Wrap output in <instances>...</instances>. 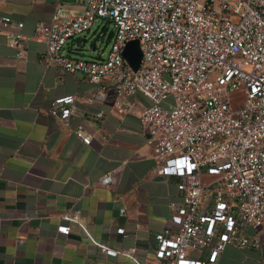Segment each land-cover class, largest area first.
I'll return each mask as SVG.
<instances>
[{
	"label": "built area",
	"instance_id": "obj_1",
	"mask_svg": "<svg viewBox=\"0 0 264 264\" xmlns=\"http://www.w3.org/2000/svg\"><path fill=\"white\" fill-rule=\"evenodd\" d=\"M0 24L9 27L7 42L18 57L35 38L46 42L48 63L84 72L97 86L89 101L115 89L122 97L116 109L124 113L134 104L126 96L141 91L151 99L141 119L157 172L177 177L182 194L156 233L157 264H216L228 245L264 248V0H55L51 19L32 35L9 15L0 14ZM91 32L97 51L87 57L77 39ZM132 38L143 49L137 70L123 54ZM76 98L56 97L51 113L67 124ZM74 132L91 144L83 125ZM120 168L100 182L112 184ZM64 217L85 228L80 209ZM95 242L143 264L134 246Z\"/></svg>",
	"mask_w": 264,
	"mask_h": 264
},
{
	"label": "crops",
	"instance_id": "obj_2",
	"mask_svg": "<svg viewBox=\"0 0 264 264\" xmlns=\"http://www.w3.org/2000/svg\"><path fill=\"white\" fill-rule=\"evenodd\" d=\"M54 10L55 0H0V14L24 21L28 35ZM8 29L0 24V264H133L131 256L108 253L95 240L119 250L134 246L143 264H157L156 233L182 194L177 177L157 172L141 119L151 99L141 91L126 96L134 104L124 113L116 109L122 97L115 89L89 101L97 86L84 72L48 63L46 42L35 38L26 41V57H18ZM77 40L85 47L88 36ZM94 40L90 55L97 51ZM69 94L77 97V111L66 124L50 108ZM80 124L93 135L91 144L75 134ZM116 166L115 181L102 184L100 177ZM74 208L85 228L64 217ZM62 223L69 233L58 230ZM263 259V249L228 245L216 264Z\"/></svg>",
	"mask_w": 264,
	"mask_h": 264
},
{
	"label": "water",
	"instance_id": "obj_3",
	"mask_svg": "<svg viewBox=\"0 0 264 264\" xmlns=\"http://www.w3.org/2000/svg\"><path fill=\"white\" fill-rule=\"evenodd\" d=\"M123 54L134 69H138L143 59V49L139 38L128 40L123 49ZM264 251V248H263Z\"/></svg>",
	"mask_w": 264,
	"mask_h": 264
},
{
	"label": "rangeland",
	"instance_id": "obj_4",
	"mask_svg": "<svg viewBox=\"0 0 264 264\" xmlns=\"http://www.w3.org/2000/svg\"><path fill=\"white\" fill-rule=\"evenodd\" d=\"M94 38H95V34L93 32L88 34V40H87V43L85 44V47H83V49H82L83 51H81V53H80L81 55L89 57V56H93L95 54L96 49H94V50L92 49L94 51V53L92 55H90L91 42L94 40ZM109 46H110V44H106L104 46L106 51L109 49Z\"/></svg>",
	"mask_w": 264,
	"mask_h": 264
},
{
	"label": "trees",
	"instance_id": "obj_5",
	"mask_svg": "<svg viewBox=\"0 0 264 264\" xmlns=\"http://www.w3.org/2000/svg\"><path fill=\"white\" fill-rule=\"evenodd\" d=\"M110 38H111V35L109 36L108 40H110ZM94 44H95V40H94ZM81 49H83L82 43H80V46H79V50H81Z\"/></svg>",
	"mask_w": 264,
	"mask_h": 264
}]
</instances>
